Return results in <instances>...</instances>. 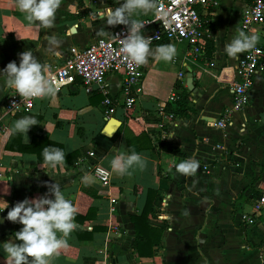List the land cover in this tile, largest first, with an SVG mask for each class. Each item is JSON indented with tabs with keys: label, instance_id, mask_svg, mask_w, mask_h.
Returning <instances> with one entry per match:
<instances>
[{
	"label": "crops",
	"instance_id": "1",
	"mask_svg": "<svg viewBox=\"0 0 264 264\" xmlns=\"http://www.w3.org/2000/svg\"><path fill=\"white\" fill-rule=\"evenodd\" d=\"M251 3L218 0L217 6L199 9L208 20V39L213 41L210 57L206 46L208 63L193 60L184 42L162 39L151 44L153 53L160 45L172 44L176 54L171 61L148 57L141 92L129 109L121 93L124 74L116 71L107 75L102 91L88 93L76 83L44 96L27 115L6 116L7 86L0 76V195L9 189L3 198L11 208L25 198L45 195L57 183L77 210V228L67 237V246L48 258L49 264H264V213L254 225L240 222V214L250 211L254 198L264 192V58L249 103L237 110L230 87L242 53L233 58L225 51L241 30V14ZM118 6L116 0H61L53 26L36 28L18 9L17 0H0V69L12 61L19 64V54L26 50L44 65L63 63L71 52L125 26L107 25L105 10ZM153 16L154 7L138 11L133 18L152 21ZM155 29L151 22L142 34ZM253 30H259V43H264V27L255 25L247 33ZM101 31L104 35H99ZM52 35L61 40L59 57L46 50ZM189 67L194 91L186 84ZM177 83L188 98L189 110L181 115L165 108L177 92ZM163 104L167 113L174 114L172 119L160 114ZM227 111H231L228 123L219 128L216 124ZM24 116L35 117L37 125L26 134L15 133V147L9 150L10 129ZM113 119L120 126L107 136L103 130ZM40 131L72 155L68 164L52 168L39 163L34 153L20 152L18 147L29 144ZM170 146L184 155L173 154ZM119 152L140 154L144 166H133L124 175L114 173L110 162ZM192 157L199 162L195 173L181 172L178 162ZM97 163L110 171L107 187L96 178L93 183L82 179L92 174ZM150 191L153 199L157 193L161 198L157 212L149 216L150 225L164 223L165 228L154 254L140 257L134 249L138 234L131 217L142 213L148 196L153 197ZM7 211L0 217H6ZM21 227L5 219L0 224V244L13 239ZM0 264H7L2 246Z\"/></svg>",
	"mask_w": 264,
	"mask_h": 264
},
{
	"label": "clouds",
	"instance_id": "2",
	"mask_svg": "<svg viewBox=\"0 0 264 264\" xmlns=\"http://www.w3.org/2000/svg\"><path fill=\"white\" fill-rule=\"evenodd\" d=\"M116 3L119 4L118 7H108L105 10L106 22L107 25L127 26V36L122 39V52L137 65L146 63L150 55H154L157 60L171 61L176 54L175 47L172 44L160 45L153 53L150 38L142 34L145 24L133 18L138 11L147 12L152 9L155 6L154 0H116ZM60 5L61 0H17L18 9L25 13L29 25L36 28H51ZM99 35H104V32L101 31ZM260 39L259 30L251 33L240 30L226 45V54L235 58L240 53L254 49ZM60 47L61 40L56 35L48 37L46 50L50 55L59 57ZM45 71V65L31 50H26L19 54V64L9 62L5 68L0 69V76L4 77L5 85L20 97L55 95L57 89L50 84ZM33 125H37L35 117L24 116L14 122L10 132L26 134ZM65 154L63 149L52 146L45 147L42 153L45 164L52 168L65 164ZM110 164L114 173L124 175L133 166L142 168L144 160L135 152H119ZM177 167L183 173L192 174L199 167V162L192 157L178 162ZM82 179L85 183L95 182V177L90 173H86ZM8 194L9 189L6 187L3 195H0V212L8 209L6 217H0V224L6 219L22 227L15 232L13 239L0 244L7 256V264H49L48 258L67 246V237L77 228L76 208L57 183L51 184L45 195L25 198L11 208L3 198Z\"/></svg>",
	"mask_w": 264,
	"mask_h": 264
},
{
	"label": "built area",
	"instance_id": "3",
	"mask_svg": "<svg viewBox=\"0 0 264 264\" xmlns=\"http://www.w3.org/2000/svg\"><path fill=\"white\" fill-rule=\"evenodd\" d=\"M101 1V0H90ZM154 16L152 21L142 20L145 29L151 22L156 29L151 33L143 34L150 38L151 44L166 39L169 42H184L189 47V55L193 60L208 63L206 46L208 20L199 9H208L217 6L218 0H154ZM264 27V0H252L241 14L240 29L249 32L253 26ZM142 29V30H143ZM127 36V26L115 29L110 35L99 37L86 48L73 51L59 65H45V74L50 84L60 91L64 88L80 83L88 93L104 90L106 77L109 73L121 71L124 74L121 93L126 109L132 108L141 92V83L144 76V64L137 65L122 52V39ZM150 44V45H151ZM264 58V43H258L254 49L247 50L238 58L234 68L236 79L231 85L233 109H242L250 101L254 77ZM183 73H180V77ZM44 97V96H43ZM43 97H20L11 88L6 89L3 100V111L6 116L27 115L31 113L38 100ZM177 100L174 92L169 101ZM105 103L109 105L110 99ZM160 114L172 119L173 113L164 110V104L159 109ZM231 111L217 122L219 128L227 125ZM162 127L163 125L160 124ZM92 156L93 153H87ZM93 176L103 187L110 185V171L101 164H94L91 168ZM116 199H111L114 204ZM114 206H112V210ZM264 213V192L258 194L251 205L250 211L240 214V222L244 226L256 223Z\"/></svg>",
	"mask_w": 264,
	"mask_h": 264
},
{
	"label": "trees",
	"instance_id": "4",
	"mask_svg": "<svg viewBox=\"0 0 264 264\" xmlns=\"http://www.w3.org/2000/svg\"><path fill=\"white\" fill-rule=\"evenodd\" d=\"M213 51V41L210 39H207V55L208 57L211 56V53ZM177 89V100L171 103H167L165 108L169 112H173L176 115H181L184 112L188 111V98L187 95L184 93V90L181 89V85L179 83L176 84ZM181 91L179 92V90ZM17 134H12L10 136V140L7 144V149L13 150L15 147V137H17ZM52 146L61 148L64 150L63 146L59 143H55L48 139V135L45 131L38 132L32 139V141L29 144L21 145L19 146L20 152H28V153H34L37 156L38 162L43 163L44 157L42 155L43 149L45 147ZM170 151L173 154L183 156L184 153L178 149L177 147L170 146ZM72 155L65 154V164H68L70 162V158ZM151 192V191H150ZM149 195H153L152 199L147 198V202L145 205L144 210L139 216H132V221L135 225V230L137 232V237L134 241V249L136 250L138 256L140 257H151L154 254V247L160 245L161 243V235L163 232V229L165 228L164 223H158L153 224L149 218L150 214H153L156 211V207H160L161 205V198L160 194L157 193V199L154 198L153 192H151ZM156 195V194H155ZM87 217V216H86Z\"/></svg>",
	"mask_w": 264,
	"mask_h": 264
},
{
	"label": "water",
	"instance_id": "5",
	"mask_svg": "<svg viewBox=\"0 0 264 264\" xmlns=\"http://www.w3.org/2000/svg\"><path fill=\"white\" fill-rule=\"evenodd\" d=\"M193 78H194V73L192 71V68H188L187 70V80H186V84L187 87L190 91H194L195 88L193 86ZM120 126V122L116 119H113L111 121V123L109 124V126H107L104 130L103 133L107 136H112L118 129V127Z\"/></svg>",
	"mask_w": 264,
	"mask_h": 264
}]
</instances>
